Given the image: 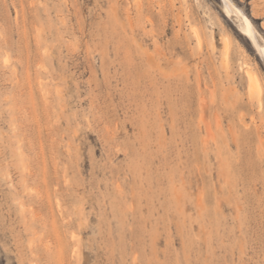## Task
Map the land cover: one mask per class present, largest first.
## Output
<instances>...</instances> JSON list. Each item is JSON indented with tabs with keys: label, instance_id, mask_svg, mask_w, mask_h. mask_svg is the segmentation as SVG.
I'll return each mask as SVG.
<instances>
[{
	"label": "rangeland",
	"instance_id": "rangeland-1",
	"mask_svg": "<svg viewBox=\"0 0 264 264\" xmlns=\"http://www.w3.org/2000/svg\"><path fill=\"white\" fill-rule=\"evenodd\" d=\"M232 2L0 0V264H264V0Z\"/></svg>",
	"mask_w": 264,
	"mask_h": 264
},
{
	"label": "bare ground",
	"instance_id": "bare-ground-1",
	"mask_svg": "<svg viewBox=\"0 0 264 264\" xmlns=\"http://www.w3.org/2000/svg\"><path fill=\"white\" fill-rule=\"evenodd\" d=\"M224 2L225 3H223V4H225V7H226L225 9L227 11L226 12L227 14L231 15V13L233 11H236L237 13H243L242 10L240 8H238L232 2V0H224ZM230 2L232 4H234V5L231 4L232 7L235 8V10H233V11L231 9ZM243 18H244V16H243ZM244 26H245L244 31H245L246 38H248L250 40V42L252 43V45L256 48V50L260 54L261 58L264 60V46H262V45L259 44V42H258L259 40L257 39L256 34H255V31L253 29L254 27H252V25L249 23V21H248L247 18H246V20H244ZM225 63H227V62L225 61ZM246 75H247V79H248V89H249L250 95L253 96L257 100L258 106L259 107H262V104H264V96H263L264 94H263V89L260 86V79L258 78V76L256 74H254L250 70H248L246 72ZM59 255L61 257V253L60 252H59Z\"/></svg>",
	"mask_w": 264,
	"mask_h": 264
}]
</instances>
